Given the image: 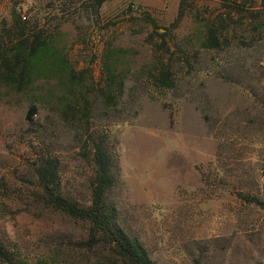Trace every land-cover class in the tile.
<instances>
[{"label": "rangeland", "instance_id": "rangeland-1", "mask_svg": "<svg viewBox=\"0 0 264 264\" xmlns=\"http://www.w3.org/2000/svg\"><path fill=\"white\" fill-rule=\"evenodd\" d=\"M95 5L0 0L1 25L20 6L68 62L21 93L0 84V246L21 264H100L81 246L89 224L52 208L36 175L56 159L62 193L88 207L93 140L107 204L155 264H264V208L241 197L264 201V0ZM209 29L220 48L204 47Z\"/></svg>", "mask_w": 264, "mask_h": 264}, {"label": "trees", "instance_id": "trees-1", "mask_svg": "<svg viewBox=\"0 0 264 264\" xmlns=\"http://www.w3.org/2000/svg\"><path fill=\"white\" fill-rule=\"evenodd\" d=\"M106 1L95 0V8H101ZM16 8L11 23L4 21L0 24V84L21 93L29 88L35 76L47 75L51 70L65 71L68 62L61 52L53 48L52 41L43 32H35L36 28L32 27L28 17L23 20ZM147 19L151 25L156 26L150 16ZM220 46L221 41L209 29L204 47L218 49ZM156 81L163 88H172L174 85L171 72L167 68L160 71ZM33 114L29 113V119ZM92 145L94 176L90 205L81 207L62 193L60 165L52 157L36 168L44 200L52 208L89 224V237L81 246L87 251L104 250L106 256H102L104 258L100 260V264H155L144 245L118 225L115 211L107 204L114 186L110 159L102 144L92 140ZM241 197L248 203L264 208V201L257 197ZM0 259L9 264H21L14 262L2 246Z\"/></svg>", "mask_w": 264, "mask_h": 264}, {"label": "built area", "instance_id": "built-area-1", "mask_svg": "<svg viewBox=\"0 0 264 264\" xmlns=\"http://www.w3.org/2000/svg\"><path fill=\"white\" fill-rule=\"evenodd\" d=\"M30 5H32V4H30ZM16 9L21 14L23 20H26L27 19V15H25V10L23 8H21L20 6H18Z\"/></svg>", "mask_w": 264, "mask_h": 264}]
</instances>
